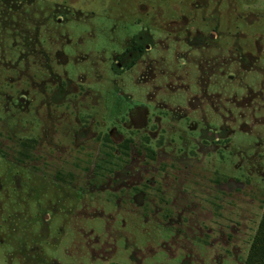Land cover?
<instances>
[{
  "label": "rangeland",
  "instance_id": "1",
  "mask_svg": "<svg viewBox=\"0 0 264 264\" xmlns=\"http://www.w3.org/2000/svg\"><path fill=\"white\" fill-rule=\"evenodd\" d=\"M264 214V0H0V264H244Z\"/></svg>",
  "mask_w": 264,
  "mask_h": 264
},
{
  "label": "trees",
  "instance_id": "2",
  "mask_svg": "<svg viewBox=\"0 0 264 264\" xmlns=\"http://www.w3.org/2000/svg\"><path fill=\"white\" fill-rule=\"evenodd\" d=\"M244 264H264V214L262 215Z\"/></svg>",
  "mask_w": 264,
  "mask_h": 264
}]
</instances>
